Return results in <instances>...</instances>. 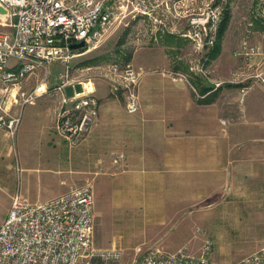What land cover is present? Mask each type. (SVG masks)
Returning a JSON list of instances; mask_svg holds the SVG:
<instances>
[{"label": "rangeland", "instance_id": "374dc122", "mask_svg": "<svg viewBox=\"0 0 264 264\" xmlns=\"http://www.w3.org/2000/svg\"><path fill=\"white\" fill-rule=\"evenodd\" d=\"M225 7L230 18L216 57H208L207 49L196 51L188 39L182 40L180 36L181 49L175 47V41L153 40L146 32L145 21L131 22L128 28H118L106 35L96 48L72 58L68 77L74 83L63 88L64 94L70 96L75 91L80 92L83 86L79 82L85 87L92 86L94 90L88 91L96 95L121 93L112 89L111 80L104 75H110L108 68L113 63L131 64L147 71L182 72L197 93L211 88V81H222L219 89L226 92L223 100L233 105L232 99H228L233 96V91L239 95L238 105L242 109L240 88L252 83L253 79L246 77L255 71L257 64L234 56L233 50L246 40L260 44L264 51V0H227ZM165 60L168 67L160 65ZM193 63L201 70L193 72L189 68ZM50 69L51 74L45 82L46 92L34 103L23 106L14 139L5 137L0 131V224L15 196L22 202L45 201L70 184L88 181L93 187V213L97 216L94 244L97 247L109 246L112 241L120 244L125 253L123 264L130 263L132 248L143 240L146 244H159L166 250L186 245L197 252L204 240L210 239L213 256L226 264H233L264 245V85L254 83L255 87L246 94L243 102L248 112L239 123L241 146L253 147L251 136H262L257 151L254 153L252 149L251 156L246 157V177L240 181L243 189L235 194L234 182L228 173L222 197H216L210 205H196L193 212L176 213L174 220L155 229L157 234L145 239L141 231L146 218L143 209L140 216L131 210L117 209L120 193L114 187L113 177L99 172L92 157L84 158L78 148L65 141L55 129L60 105L58 86L65 78L62 76L65 65L56 61L50 64ZM161 75L147 73L155 78ZM37 82H40L39 77L32 76L25 86L30 89ZM41 102L46 107H42Z\"/></svg>", "mask_w": 264, "mask_h": 264}, {"label": "built area", "instance_id": "2783aa9c", "mask_svg": "<svg viewBox=\"0 0 264 264\" xmlns=\"http://www.w3.org/2000/svg\"><path fill=\"white\" fill-rule=\"evenodd\" d=\"M198 2L203 5H197ZM227 0H0V131L14 139L22 108L46 92L50 64L65 65L55 129L69 144L79 143L98 115V99L92 86L67 96L73 84L68 72L72 58L96 48L106 35L131 22L143 20L149 38L164 34L188 39L196 51L208 54L218 40ZM83 41L78 49L70 45ZM233 55L255 71L246 78L264 85V51L258 43L242 40ZM252 62V63H251ZM201 70L198 64L189 67ZM112 89L120 90L127 112L139 109L138 86L148 72H160L188 81L178 71H147L131 64L113 63L108 68ZM196 70V71H195ZM39 77L30 89V77ZM215 90L222 81H211ZM90 83V82H88ZM249 86L240 88L241 100ZM121 158L116 156L115 163ZM93 187L88 181L75 185L50 199L22 202L15 196L0 224V264H123L124 248L116 244L97 247L93 240L95 216ZM201 233L202 231L199 230ZM141 242L132 248L129 264H226L213 256L210 239L200 250L186 245L166 250L159 244ZM233 264H264V245Z\"/></svg>", "mask_w": 264, "mask_h": 264}, {"label": "crops", "instance_id": "0c3cea01", "mask_svg": "<svg viewBox=\"0 0 264 264\" xmlns=\"http://www.w3.org/2000/svg\"><path fill=\"white\" fill-rule=\"evenodd\" d=\"M169 35L157 40L175 41V47L181 49V38ZM155 63L159 64L157 60ZM160 65L169 66L166 60ZM157 73L161 77H142L138 86L140 106L134 113L126 111L121 93L95 94L98 115L75 144L84 158L92 157L99 172L113 177L120 193L117 209L131 210L138 216L143 209L146 218L141 231L145 239L174 220L176 213L193 212L196 205H210L222 197L228 173L235 194L241 191L246 157L251 156L252 149L257 151L262 139L251 136L253 147L241 146L239 140V123L248 112L243 102L254 84L243 96L241 109L239 95L233 91L228 97L234 102L230 105L223 100L226 92L219 87L197 93L189 81ZM41 105L46 107L44 102ZM118 155L121 158L115 163Z\"/></svg>", "mask_w": 264, "mask_h": 264}, {"label": "trees", "instance_id": "16d2710c", "mask_svg": "<svg viewBox=\"0 0 264 264\" xmlns=\"http://www.w3.org/2000/svg\"><path fill=\"white\" fill-rule=\"evenodd\" d=\"M229 18H230V13H229V10L227 7H225V10H224V16H223V20L220 24V27H219V34H218V40H217V43L215 44V46L208 52V57L210 58H214L217 56L218 52L220 51V40L222 38V35H223V32L225 31L226 27H227V24H228V21H229ZM171 35H169V38ZM168 38V37H167Z\"/></svg>", "mask_w": 264, "mask_h": 264}, {"label": "water", "instance_id": "95a60500", "mask_svg": "<svg viewBox=\"0 0 264 264\" xmlns=\"http://www.w3.org/2000/svg\"><path fill=\"white\" fill-rule=\"evenodd\" d=\"M4 10L0 7V13H3ZM84 45L83 41L77 42V43H73L70 45L71 49H78L80 47H82Z\"/></svg>", "mask_w": 264, "mask_h": 264}]
</instances>
